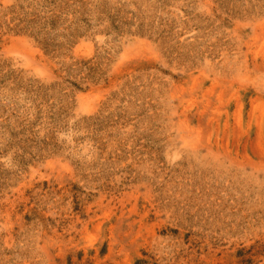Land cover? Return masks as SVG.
Listing matches in <instances>:
<instances>
[{
  "label": "rangeland",
  "instance_id": "obj_1",
  "mask_svg": "<svg viewBox=\"0 0 264 264\" xmlns=\"http://www.w3.org/2000/svg\"><path fill=\"white\" fill-rule=\"evenodd\" d=\"M0 264H264V0H0Z\"/></svg>",
  "mask_w": 264,
  "mask_h": 264
}]
</instances>
